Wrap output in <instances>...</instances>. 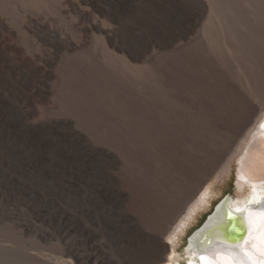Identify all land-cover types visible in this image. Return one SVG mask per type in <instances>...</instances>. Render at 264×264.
Returning <instances> with one entry per match:
<instances>
[{
  "label": "bare ground",
  "instance_id": "6f19581e",
  "mask_svg": "<svg viewBox=\"0 0 264 264\" xmlns=\"http://www.w3.org/2000/svg\"><path fill=\"white\" fill-rule=\"evenodd\" d=\"M184 1L112 0L106 8L92 6L102 19L89 21L86 31L102 34L126 57L112 60L108 53L96 64L125 94L101 103L95 91L72 79L71 65L60 66L59 74L69 73L82 96L77 99L87 110L85 126L66 109L57 113L48 107L45 117L36 115L35 104L49 94L54 57L11 47L16 58L10 70L19 76L4 95L0 67V153L10 158L13 174L42 180L43 188L31 180L16 181L28 210L54 227L61 245L55 256L35 253L32 259L2 244L0 264L165 262L170 253L165 235L233 157L236 187L248 186L250 192L221 196L191 238L184 264H264V228L258 226L264 212L251 209L264 204L246 205L264 196V0H241L245 9L234 0ZM126 8L136 13L125 14ZM205 17L217 18L219 30L201 24ZM46 32L57 46L76 49L52 28ZM202 34L224 47H206ZM174 42L176 47H169ZM72 59L74 66L88 68L85 59ZM139 60L150 67L151 99L126 85L108 65L118 62L138 76L132 62ZM120 65L115 67L123 71ZM61 87L54 94L57 100L64 94ZM140 117L148 122L149 146L143 134L131 130ZM208 184L204 195L211 189ZM192 206L187 217L195 213ZM217 224L222 237L212 230Z\"/></svg>",
  "mask_w": 264,
  "mask_h": 264
},
{
  "label": "rangeland",
  "instance_id": "374dc122",
  "mask_svg": "<svg viewBox=\"0 0 264 264\" xmlns=\"http://www.w3.org/2000/svg\"><path fill=\"white\" fill-rule=\"evenodd\" d=\"M111 1L112 0H0V52L2 54L0 57V67L5 88L1 93L6 95L9 85L14 82L12 80L17 79L19 76L18 70H10V66L14 63L16 58L11 47H17L22 51H26L30 56L36 55L40 57L51 53L50 55L54 57V64L50 67L51 69L49 68L52 71V75L48 80L49 94L44 101L35 104L36 115L45 117L48 112V107L51 111L57 113H60V110L63 112L66 109L65 113H73L74 116H79L76 118L78 120L80 119L82 125L87 122V118H85L87 117V110L84 106L85 104L81 100L82 96L78 93L76 87L72 86L73 84L70 82L71 77L68 76L69 73L64 74L63 76L59 74L58 68L60 66L63 68L65 65L67 67L71 65L74 71L73 76L76 75L72 79H74V81L76 80V83L79 81L78 83L83 87L88 88L91 93L92 91H95V93L92 94H96V97L98 96L97 99H100L99 101L101 103L104 101L105 97H115L125 94V91H123L124 88L121 85L114 83L112 80H109L105 71L96 63L97 58L99 59L100 57V60H106V55L109 54V56H113V58H111L112 60H123L126 59V57L120 52H117L102 34L98 32H87L85 28L90 23L89 21H93L95 17L99 20L102 19L101 16L97 15V11L93 9L92 6H103L106 8V4L116 2L117 0H113V2ZM234 1H236L240 7H245L241 0ZM82 8L84 9L82 10ZM85 8L87 10H85ZM134 10L135 9L133 8L127 9L125 14L136 13ZM208 21L209 20L205 17L201 24H205L207 27L210 24L209 27H215L214 29L219 30V28H217V18H212L209 22ZM2 24H4L13 35L6 32ZM46 28H52L63 39L68 38L67 40L76 44V49L68 50L65 48L68 47L66 45L57 46V44L48 37ZM202 37L206 47H224L222 41L219 39L217 42H211L206 34H202ZM169 47H176L175 42L170 44ZM185 47L187 46L185 45ZM198 47L202 46L198 45ZM72 56L85 59L86 66L90 70L86 67L74 66ZM114 62L115 61H113V63ZM114 64L111 62L108 65H111L113 66V69L118 70L119 73L116 72L118 73L117 75L120 79L122 78L124 80L121 79L126 85H132L128 86L132 89L134 87L135 89L133 90H137L136 92L146 99L152 98L153 85L151 72H149L150 67L146 61L139 60L134 63L132 62V65L139 69V77L132 75L131 72L127 71L125 66L120 65L118 62L116 64L120 65L121 70L123 71L117 69L115 67L116 64ZM58 86H62V93H64L61 94L60 101L54 97V94L57 93ZM71 90L72 93L70 92ZM66 94H68L67 98H64L66 97ZM80 96L81 99L78 98V100L77 97ZM220 99L223 100L222 98ZM72 100L74 101L72 102ZM146 107L145 110L148 111V105ZM140 119L141 117L138 121L133 120L134 122L131 124L133 128L130 129L132 132L135 131V134H139L140 137L143 134L142 138H144L148 145V141L150 143V140L149 137L148 139L146 137L147 135L149 136V134L145 133L148 122L144 118L142 121ZM138 129L142 130V133H140ZM236 158L237 157L231 158L228 166L226 165L225 168H223L224 170L222 169L215 174L211 181L208 182L210 183L211 189L206 195H204L203 192H206V189L209 186L208 183L188 205V208L193 205L191 207L192 210L195 211V213L192 214L193 216H186L187 208L172 225L170 231L164 237V240L169 244L170 253L167 254L166 261L159 264H183V246L186 244V240L188 239L187 236L191 234L196 227L198 228L203 223L222 195L228 193V195L236 198L237 196H243L247 192H250L248 186H245L241 190L236 187V171L238 166ZM8 159L10 158L7 154L4 152L0 153V251L3 250L2 248L7 244L12 249L19 250L23 256L25 255L32 259L36 256L35 253L38 254L36 257L55 256L58 254V249L61 245L58 233L50 223L41 222L32 215L28 210V203L25 201L27 198L20 195L19 188L21 186L18 183L19 181H24L29 184L26 180H31L36 182L39 188H43V182L30 173L22 175L20 171H17V174H13L11 172L13 168L8 164ZM197 201L198 207L196 206ZM173 230L174 234L172 233ZM2 244L4 246H2Z\"/></svg>",
  "mask_w": 264,
  "mask_h": 264
},
{
  "label": "snow or ice",
  "instance_id": "6c2138e0",
  "mask_svg": "<svg viewBox=\"0 0 264 264\" xmlns=\"http://www.w3.org/2000/svg\"><path fill=\"white\" fill-rule=\"evenodd\" d=\"M249 203H251L252 205H256L257 201L255 199H253V200L249 201ZM260 203L264 204V198H261ZM241 216H242V213H241ZM232 219H236L237 220V224H242L243 223L242 219H237L236 217H232ZM221 223H222V221H221ZM219 227H220L219 224L214 225L212 230L216 233V235L218 237H222V233L219 231ZM261 227L264 228V220L261 221ZM234 230H239V229L234 227ZM251 243H252L251 240L247 241V244H251Z\"/></svg>",
  "mask_w": 264,
  "mask_h": 264
},
{
  "label": "water",
  "instance_id": "95a60500",
  "mask_svg": "<svg viewBox=\"0 0 264 264\" xmlns=\"http://www.w3.org/2000/svg\"><path fill=\"white\" fill-rule=\"evenodd\" d=\"M218 206V205H217ZM257 206V204L255 205ZM211 215L207 217L206 221L198 228L194 231L193 234H191L189 237H188V246L185 248V251L188 252V249H189V245H190V241H191V238L199 231L203 228V226L207 223V221L210 219Z\"/></svg>",
  "mask_w": 264,
  "mask_h": 264
},
{
  "label": "trees",
  "instance_id": "16d2710c",
  "mask_svg": "<svg viewBox=\"0 0 264 264\" xmlns=\"http://www.w3.org/2000/svg\"><path fill=\"white\" fill-rule=\"evenodd\" d=\"M225 195V194H224ZM223 196V195H222Z\"/></svg>",
  "mask_w": 264,
  "mask_h": 264
}]
</instances>
